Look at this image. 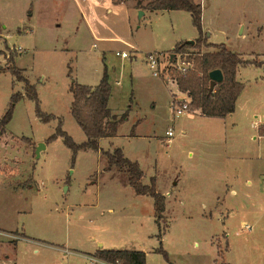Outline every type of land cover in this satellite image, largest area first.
<instances>
[{
	"label": "rangeland",
	"instance_id": "374dc122",
	"mask_svg": "<svg viewBox=\"0 0 264 264\" xmlns=\"http://www.w3.org/2000/svg\"><path fill=\"white\" fill-rule=\"evenodd\" d=\"M199 1L203 38L244 63L243 90L225 119L194 116L191 106L194 117L170 113L178 91L167 81L200 76L195 59L215 51L202 45L176 58L178 44L200 37L188 12L141 10L136 0L110 13L101 8L109 0H0V121L13 108L0 129V264H68L54 250L65 248L139 250L146 264H216L218 246L227 262L264 264V202L254 215L226 189L264 192V0ZM149 54L162 56L161 77ZM179 59L190 62L186 74L173 66ZM15 70L35 87L37 102L25 97ZM105 76L110 109L128 115L117 136L100 140L98 151H74L61 136L49 141L60 121L77 145L87 141L71 114V87H96ZM40 143L46 147L36 157ZM116 149L139 165L143 185L165 197L161 229L153 198L137 195L126 171L108 170L104 153ZM243 222L251 234L241 233ZM74 257L71 264H91Z\"/></svg>",
	"mask_w": 264,
	"mask_h": 264
},
{
	"label": "trees",
	"instance_id": "16d2710c",
	"mask_svg": "<svg viewBox=\"0 0 264 264\" xmlns=\"http://www.w3.org/2000/svg\"><path fill=\"white\" fill-rule=\"evenodd\" d=\"M135 0H111L115 6L125 5ZM135 6L138 9H146L152 12L156 11H186L191 15L194 26L198 29L200 37L194 44L188 41L178 44L173 52L178 54L189 53V50L200 48L202 45L214 48L215 51L207 52L195 59V68L200 72V76L195 72L178 78L180 90L188 93L192 102L191 107L200 110L201 114L209 118H226L235 112L236 102L243 90L241 83L237 81V70L243 65L240 57L227 50L223 45L207 43L204 39L202 28V4L196 0H136ZM1 34V24H0ZM191 53V52H190ZM214 70H221L224 75V81L218 84L210 92L209 73ZM13 73L19 75L18 78L25 82V97L33 101H38L37 92L27 80L20 76L18 70ZM73 102L71 105V114L79 127L87 137V141L82 145H77L73 139L62 130L61 121L57 133L50 138L61 136L64 138L67 147L74 151L92 149L99 150V141L102 139H112L118 134L120 124L124 123L128 115L122 117L114 115L109 107L111 97V87L105 76L102 82L96 87H89L79 84H73L71 87ZM23 95H15L13 103L15 104ZM12 109H9L4 118L0 121V129H4L12 117ZM43 116V115H42ZM51 116H43V120L48 122ZM108 158V170L116 167L121 171H126L129 175L130 186L137 195L150 196L154 200V212L156 223L161 229V221L166 211L165 197L156 191L154 185H143V171L135 162L127 159L121 149L113 152L104 153ZM164 256L168 258L165 251ZM95 257L106 264H146V253L142 251L128 250H99Z\"/></svg>",
	"mask_w": 264,
	"mask_h": 264
},
{
	"label": "crops",
	"instance_id": "0c3cea01",
	"mask_svg": "<svg viewBox=\"0 0 264 264\" xmlns=\"http://www.w3.org/2000/svg\"><path fill=\"white\" fill-rule=\"evenodd\" d=\"M198 3H200L201 4V2L199 1V0H196ZM109 4H110V7H108V5L106 4L104 7H101V8H107L106 10H107V12H113V11H115V10H119V9H121V8H123L125 5H120V6H115V5H113L112 4V2H111V0H109ZM101 8H98L96 11H98L99 9H101ZM83 10H82V13H83V17L85 18V19H87V21L89 22V24L91 25V27H92V29H93V31L94 32H96L95 31V27L93 26V22L91 21V20H89V17H88V15H87V12H88V9L86 8V7H84V8H82ZM102 10V9H101ZM161 12H173V11H161ZM103 25H104V23H102ZM209 40V43H210V39H208ZM240 68H243L242 66H239V68H238V70H237V73H238V71L240 70ZM197 115H201V116H203L202 114H201V111L199 110V111H196V115H194V116H197ZM231 115H233V114H231ZM231 115H229V116H231ZM194 116H188V117H194ZM203 117H205V116H203ZM228 117V116H227ZM226 117V118H227ZM219 119H225V118H219ZM112 139H114V138H112ZM112 139H109V140H112ZM170 142V141H169ZM116 168V167H115ZM248 183L249 184H251V181H248ZM250 187H248V188H243L242 189V191H241V193L242 194H238V192L236 191V189H234V187L232 188L231 186H230V183L229 184H227L226 185V189H228V191H229V194L231 195V196H238L239 197V199L241 200V202H243V204L244 205H246L247 204V206H248V209H250V208H252V210H253V214L254 215H256L257 213H259V211H260V209H261V207H262V205H263V202H264V192H263V194L261 193V192H256V190H254V189H249ZM246 190H248V191H246ZM219 195V192H216V194H215V197H217L216 198V200H217V202L218 203H216V201H215V205L214 206H216V204L219 206V202H220V197L218 196ZM240 195V196H239ZM249 201H252L253 202V205L252 206H250V205H248L249 203ZM257 209V210H256ZM260 221V219H258V222ZM251 231H252V228H250L249 227V224L248 223H246V222H243L242 223V229H241V233H244V234H251ZM223 235H225V234H223ZM219 237L220 236H216V237H213V239H215L216 238V240H219ZM225 237V236H224ZM49 248H52V247H49ZM103 249V248H102ZM55 251H57V252H59L58 254L63 258H67V260H68V264H71V260H73V258H78V257H74V256H83V257H91V259H96L97 260V258L95 257V254L96 253H89V254H87V253H78V252H72V251H68L66 248L65 249H63L62 250V253H60V251L59 250H57V249H54ZM66 252H65V251ZM99 250H101V248L99 249ZM98 250V251H99ZM113 250H128V251H139V250H130V249H113ZM97 251V252H98ZM229 251V250H228ZM227 251V252H228ZM143 252V251H142ZM145 253V252H144ZM218 253H220V254H218L220 257H221V260H216V264H236V263H231V262H227L226 261V259H224L225 257H223V255L221 254V253H225V252H223L222 250H220V248H219V246H218ZM229 253V252H228ZM37 254H40V253H37ZM147 254L148 253H146V260H147ZM86 255V256H85ZM7 259H9V256H8V258ZM11 261V260H10ZM91 261V260H90ZM98 261L99 260H97V263L96 264H98ZM100 263H102V264H106V263H104V262H101V261H99ZM53 264H59V262L57 261V260H55V262L53 263Z\"/></svg>",
	"mask_w": 264,
	"mask_h": 264
},
{
	"label": "built area",
	"instance_id": "2783aa9c",
	"mask_svg": "<svg viewBox=\"0 0 264 264\" xmlns=\"http://www.w3.org/2000/svg\"><path fill=\"white\" fill-rule=\"evenodd\" d=\"M189 53L178 54V55H176V58L179 55H181L182 57H185V55H191ZM122 57L127 58L128 55L126 53H123ZM146 62L148 64V66L150 67V70L153 72L152 74L154 77H161V75H163L164 68L162 67L163 62H162V56L161 55L149 54L147 56ZM179 62H180V59L177 61V65L173 64V66H175L177 69H179V71L181 73L186 74L188 71V66L190 65V62L189 61L187 62L184 59H182V61L180 63ZM177 81L178 80H176L177 86L175 84H172L171 81H167L168 84H170L171 86H174L178 91L177 94L172 95V98L174 97V100L170 106V113L173 116V118H180L184 115L191 116V113L189 112V110H190L192 100H191L188 93H184L180 90V87H179V84ZM179 93L182 94V97H180V99L178 98ZM166 134L170 139L173 138L174 137V128H170ZM96 263H97L96 259H91V264H96Z\"/></svg>",
	"mask_w": 264,
	"mask_h": 264
},
{
	"label": "water",
	"instance_id": "95a60500",
	"mask_svg": "<svg viewBox=\"0 0 264 264\" xmlns=\"http://www.w3.org/2000/svg\"><path fill=\"white\" fill-rule=\"evenodd\" d=\"M143 15H144V13L140 12V17H142ZM188 42H190L191 44L195 43V41H188ZM172 56L174 57L175 55H172ZM209 78H210V89H209L210 92H212L218 84H220L224 81V75H223L221 70L211 71L209 73ZM45 147H46L45 143H40L37 146L36 152H35L36 157H40V155H41L42 151H44Z\"/></svg>",
	"mask_w": 264,
	"mask_h": 264
}]
</instances>
